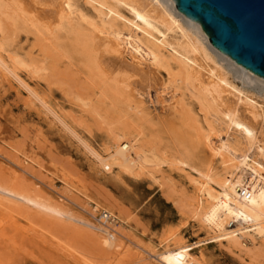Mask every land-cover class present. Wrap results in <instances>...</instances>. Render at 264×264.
<instances>
[{
  "label": "rangeland",
  "instance_id": "obj_1",
  "mask_svg": "<svg viewBox=\"0 0 264 264\" xmlns=\"http://www.w3.org/2000/svg\"><path fill=\"white\" fill-rule=\"evenodd\" d=\"M82 1L77 0V7L92 18L94 11ZM9 11L0 32L7 51L3 55L25 62L18 68L22 78L77 134L105 154L116 130L125 129L126 136L139 130L140 143L155 152L160 163H149L138 178L118 169L103 170L24 89L0 73V182L53 202L67 214L56 216L30 206L0 207V264H160L157 254L166 247L196 243L200 246L192 253L201 264H264L261 240L247 241L242 250L227 242L207 244L216 234L194 214L197 170H224L220 159L198 145L209 128L194 99L182 98L177 88L175 93L167 73L158 69L163 85L139 98L149 113L141 116L115 91L118 85L123 87L118 81L125 75L111 71L106 51L96 60L83 44L48 50L33 33L20 28L21 12L16 7ZM124 57L129 59L127 53ZM224 66L229 79L264 108V86L243 84L233 67ZM222 96L235 100L227 93ZM182 99L191 111L177 105ZM223 134L227 135L225 127L215 125L214 136ZM175 159L189 167L181 170L170 164ZM103 212L116 217L110 236L122 243L119 250L102 244L107 235L97 229L101 227L95 220ZM71 215L78 221L67 219Z\"/></svg>",
  "mask_w": 264,
  "mask_h": 264
},
{
  "label": "bare ground",
  "instance_id": "obj_2",
  "mask_svg": "<svg viewBox=\"0 0 264 264\" xmlns=\"http://www.w3.org/2000/svg\"><path fill=\"white\" fill-rule=\"evenodd\" d=\"M83 1L94 11L92 18L80 12L77 0H0V32L3 30V17L12 12L9 11L10 7H16L22 15L18 18L20 28L33 33L48 50L65 48L69 43L83 44L96 60L97 55L106 51V61L111 71L125 75L118 81L123 87L118 85L115 91L127 101L129 109L141 116H149V113L144 108V101L139 98L149 96L163 85L156 75L158 69H163L175 89L182 90V98L188 97L199 105L209 129L201 136L198 145H203L212 157L220 159L224 168L223 173H215L211 168L197 170L199 179L193 180L197 195L199 193L194 214L216 234L207 244L227 242L242 250L247 247V241L253 244L259 239L264 243V108L229 79L224 63H227V68L228 65L234 68L232 72L243 84L250 82L256 88H262L264 80L213 49L199 25L181 15L172 0ZM13 18L17 19L15 16ZM4 45L0 43V73L24 89L44 113L47 112L60 124L103 170L118 169L120 173L138 178L149 163L159 162L157 154L146 150L145 143H140L142 133L139 130L137 134L130 133L128 136L125 129L113 131L111 145L105 154L93 148L49 105L44 96L39 95L22 78L18 68L24 67L25 62L15 55H3L7 52ZM112 50L117 54H113ZM124 53L129 55V59L124 57ZM117 59H120L118 65L114 61ZM225 93L235 100L228 102L222 96ZM182 100L176 102L177 105L191 111ZM215 125H223L227 135L215 137ZM171 163L181 170L189 167L182 159L172 160ZM246 188L248 199L239 193L240 189ZM0 205L4 209L19 205L56 216L66 214L53 202L25 195L16 187L1 182ZM103 213H107L106 216ZM103 213L99 220L108 215L115 217L111 212ZM67 219L78 221L72 215ZM97 229L103 232V229ZM104 232L107 236L102 244L106 248L119 250L122 243H118L107 231ZM199 246L196 243L166 247L157 254V261L160 264H201L192 253Z\"/></svg>",
  "mask_w": 264,
  "mask_h": 264
},
{
  "label": "water",
  "instance_id": "obj_3",
  "mask_svg": "<svg viewBox=\"0 0 264 264\" xmlns=\"http://www.w3.org/2000/svg\"><path fill=\"white\" fill-rule=\"evenodd\" d=\"M213 49L264 80V0H172Z\"/></svg>",
  "mask_w": 264,
  "mask_h": 264
},
{
  "label": "built area",
  "instance_id": "obj_4",
  "mask_svg": "<svg viewBox=\"0 0 264 264\" xmlns=\"http://www.w3.org/2000/svg\"><path fill=\"white\" fill-rule=\"evenodd\" d=\"M247 190H248L247 188H246V190H244V189H240L239 190V193L245 199H248L249 198V192ZM99 214H100V212H99ZM106 214L107 213H103L102 215L106 216ZM100 220L102 222H99ZM100 220H95L96 221V224L103 229V232L104 231H107L109 234H112L113 233L112 232L113 231L112 228H115L116 225H117L116 217H113V216L108 215L107 218L106 217L105 218L103 217V219L101 218Z\"/></svg>",
  "mask_w": 264,
  "mask_h": 264
}]
</instances>
